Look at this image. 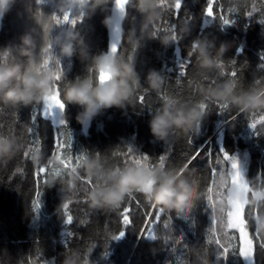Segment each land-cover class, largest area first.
Masks as SVG:
<instances>
[{
  "label": "trees",
  "instance_id": "1",
  "mask_svg": "<svg viewBox=\"0 0 264 264\" xmlns=\"http://www.w3.org/2000/svg\"><path fill=\"white\" fill-rule=\"evenodd\" d=\"M112 1L40 0L37 6L35 0H9L6 10L0 15V68L16 70L9 87L19 85V77L28 72L29 55L41 31L44 14L50 13L52 19V31L47 35L48 40L50 35L52 39L48 42L40 73L48 81L49 99L29 105L0 103V264H17V261L30 255L33 264H204L205 236L209 235L210 239L227 247L234 243L232 231L239 234L240 252L242 240L245 239L251 253L248 229L252 230V235L258 241H264V195L260 199V194H264V136H254L242 117L231 124L224 123L227 115H217L214 108L220 105L226 111L243 113L253 125H257V130L264 131V71L257 68L260 63L258 54L264 52V32L255 22L260 10H264V0H215L217 20L209 22L202 36L197 34L205 0H182L181 16L188 13L194 20H173L174 29L164 21L174 14L178 0H130L123 21L122 45L115 60L119 65L133 68L139 78V87L133 89L123 108L102 109L86 129L76 123L75 117L82 109L75 105H67L63 116L59 113L58 119L38 118L39 127L34 129L42 139L45 155H50L55 131L63 133L65 142L70 132L73 154L82 152L76 163L74 156L72 161L67 158L68 149H64L62 155L57 153L49 159L43 157L34 139L29 141L26 131L15 123L14 111L17 109L19 121L27 123L31 107L44 105L47 101L59 104L55 97L59 95L62 100L64 90L70 83L88 80L93 87L96 86V63L97 58L106 55L104 22L109 19ZM221 5L226 17L233 11L239 16L234 26L223 31L218 19ZM245 10L254 12L253 21H247L246 29L242 15ZM69 14L77 21L82 17V22L77 23L75 28L70 23L64 24L63 19ZM69 37L74 50L70 58L60 54V45L67 42ZM164 38L168 39L167 44L161 43ZM177 41H180L179 45H176ZM190 42L196 45L193 63L188 69V76L177 84V63L185 58ZM225 45L226 52L223 51ZM237 47L241 48L239 55H236ZM202 48L205 49L204 53L201 52ZM82 51L87 54L86 57H81ZM233 58L238 67L242 66L238 75L244 87L237 79L222 75L229 66V59ZM89 69L90 74L87 72ZM169 69L172 71L169 72ZM151 72L157 73L160 78L155 88L149 87L146 81ZM167 77L172 79L168 80ZM253 77H260L261 82L251 83ZM226 85L229 91L224 98L214 95L217 90L223 91ZM145 89L151 95L146 97V105L142 109L133 102L137 94ZM162 89L169 94L163 101L157 95ZM165 106L185 115L194 110L201 111L203 118L173 129L166 141L156 140L149 133V121ZM61 118L66 120L67 128L59 129L58 126L54 130L53 122ZM200 129L194 144L189 145L187 138ZM30 142L32 147L28 148ZM127 146L133 147L137 154H148L154 158L152 164L139 158H129L127 163L120 160V164H117L112 153L127 151ZM197 147L205 152L211 150L213 154L223 147L230 157L234 156L242 162L243 177L248 180L245 183L242 179L247 187L240 197L245 198L244 205L236 203L234 206L231 202L232 166L222 161L217 165L219 171L207 193V203L211 209L209 217L204 210V202L199 201L202 183L208 177L207 166L204 165L199 173L180 168L187 154ZM22 151L27 152V160ZM165 152H169L166 167L157 164L156 159ZM96 153L101 155L98 157ZM90 164L93 167L87 170ZM37 165L46 167L49 174L40 185L41 208L33 214L30 209L34 193L32 172ZM127 167H140L157 176L166 173L176 178L178 186L186 181L191 189L190 201L179 208L162 207L150 199L146 200L139 191H130L118 206H93L89 194L102 192L109 186L104 183L105 174ZM258 174L261 180H254ZM88 180L92 181L90 185L86 183ZM131 194L140 200L141 208L137 209L135 200H127ZM123 202L131 203L132 226L121 239L111 241V235L121 227L117 209ZM148 203L166 211L162 220L167 218L168 212L185 215L190 209L192 211L187 219H174L167 230L157 225L156 239L149 240L138 237L144 212L150 207ZM67 204H71L70 214L74 218L69 226L62 223ZM231 209H234V222L236 211L242 217L241 227L229 222ZM210 218L213 219L212 230L206 234L207 228L211 227ZM81 221L86 223L82 225ZM67 231L76 233V238L70 239L71 248H64L67 237L63 233ZM164 237L168 238V244L163 243ZM179 238L181 242L176 244ZM93 244L95 247L90 252L88 249ZM37 247L41 250V256L37 253ZM105 251L107 255H104ZM214 256L215 252L210 250L207 257L209 264H217ZM256 260L257 264H264V253L259 249ZM227 264H243V261L229 255Z\"/></svg>",
  "mask_w": 264,
  "mask_h": 264
},
{
  "label": "snow or ice",
  "instance_id": "2",
  "mask_svg": "<svg viewBox=\"0 0 264 264\" xmlns=\"http://www.w3.org/2000/svg\"><path fill=\"white\" fill-rule=\"evenodd\" d=\"M35 4L37 6H39L40 4V0H35ZM214 4H215V0H205V6L203 7V11H202V15H201V24H200V31L197 34V36H202L204 34V28L209 24L210 21L212 20H217V15L216 12L214 11ZM181 7H182V0H178V3L176 5V9L175 12L172 16H170L167 20L164 21V23L168 24L169 26L173 27L175 26V23H173L172 21H187V22H192L194 20V18L189 15L188 13H185L183 15V17L181 16ZM252 8H255V6L253 5ZM126 9H127V4L125 3L123 6V15L119 16V23L120 26L122 24L123 19L126 16ZM220 14H219V27L221 29V31H223L224 29L228 28V27H232L236 24L237 19L239 18V16L236 14L235 11L231 12L229 16H225L224 14V8L223 5H221L220 8ZM257 11V9L255 8V12ZM253 13L252 11H248L245 10L243 11L242 15H243V19L246 21V23L244 24V28L246 29L248 27V23L247 21L252 20L253 21ZM54 19H58L53 17ZM83 18L81 17V19L79 21L72 19L70 16H66L63 19V23L64 24H71L72 28H75L76 24L79 22H82ZM255 22L257 24H259L262 28V32H264V10H260V15L256 18ZM45 32H47V29H45ZM110 35V41H109V46L107 49V52H115L117 54L120 53V47L122 45V40H123V36L121 35L118 39H119V43H117V37L115 36L114 32H109ZM180 41H177L176 45H179ZM196 47L194 42H190V44L187 46V51H186V56L183 59L182 62H178L177 63V72H176V82L177 84L181 83L182 78H186L188 76V69L189 67L192 65L193 63V59H194V54H193V50ZM179 47H177V53H179ZM106 52V53H107ZM241 52V48L237 47L236 48V55H239V53ZM259 55V61L260 63L258 64L257 68L260 71H264V52H261L258 54ZM231 68L230 71H228V68ZM242 67V66H241ZM241 67H238L236 64V60L235 58L233 59H229V66L228 68L222 73V75L224 76H231L233 79H237L238 81H240L241 83V77L240 75H238V73L241 72ZM169 72H171L172 70L169 69ZM87 72L90 74L91 70H87ZM61 73L62 76L64 75L63 70L61 68ZM168 78V77H167ZM172 79V78H171ZM170 78H168V80H171ZM214 82V81H213ZM260 81V77H253L252 82L251 83H255V84H259ZM241 87H244V85L241 83ZM57 92H60V84L59 81L57 82ZM151 93L148 92L146 89L139 92L133 102V105H140V107L143 109L146 105V97L150 96ZM159 96V98L163 101L164 98L166 96H168L169 94L162 89L161 92L159 94H157ZM58 99H60V97H58ZM207 107V106H204ZM216 110V114L217 115H227L228 119L226 121H224V123L227 124H231V122L235 121L237 118L242 117L245 121H246V125L247 128L249 130L252 131V134L254 136H264V131L262 130H257V125H253L247 117H245L243 115V113H239L237 111H226L224 109L223 106L217 105L215 108ZM65 110V109H64ZM213 110V109H212ZM211 110V111H212ZM210 111V113H211ZM151 112V110H149V113ZM61 114V117L63 116V112H59ZM15 114V123H18L22 126V129L26 131L27 137L29 138V141H32L34 139V142L36 144V146H38V149L40 151V153L42 154L43 157L49 159L53 156H55L57 153L61 154L63 153L64 149H68V155L67 158L69 160H73V156L75 157V163L79 161V159L81 158V153L79 154H73L72 152V138H71V134L70 132L68 133V139L67 142L64 141L63 139V133L61 131H55L54 133V138H53V144L50 150V155L47 154L45 155V153L43 152L42 148V139L38 133V131H34V129H38L39 125L37 123L38 118L39 119H49L52 114H49V109H47L46 107H44L43 105H37L35 107H31V111H30V116L29 119L27 121V123H21L18 119V109L14 111ZM59 126L60 128H67V122L66 120H64L63 118L59 119L58 122L54 121L53 122V128L54 130ZM201 132V129L195 133L193 136L188 137L187 138V143L189 145H193L194 144V139L195 137L199 136ZM28 148L32 147L31 142L27 145ZM22 155L24 157L25 160H27L28 154L26 151H22ZM96 155L99 157L101 154L100 153H96ZM112 156L115 157L117 159V164H120L119 161L122 160L123 163H127L129 158L132 159H136L139 158L143 161H147L150 164L151 161L154 159L152 157H150L148 154H137V151L133 149V147L131 146H127V151H114L112 153ZM169 157V152H165L161 155H159L156 159H158V163L160 165H163L164 167H166L165 161L168 159ZM222 158V159H221ZM228 162V164H230L232 167H234L235 169V173L237 175L238 178L243 179L245 181V183L248 182V180H246L243 177V173L240 172L239 170V163L236 159V157L234 156H229L223 149V147H220L219 152L217 154H213L211 152V150L208 151H204L202 148H195L194 151H191L187 154V158L186 160L182 163V165L180 166V168H189V169H193L196 172H201V169L204 165L207 166V171H208V177L205 178V180L202 183V189H201V197L199 201H203L205 204V212L209 214V217L211 216V209L208 207V203H207V193L210 189L211 184L214 181V178L216 176V174L219 171V168L217 167V165H220L221 162ZM155 165V164H153ZM16 171H21V169H17ZM49 174V170L46 167H43L42 165H37L34 167V170L32 172V176L34 179V193L33 196L31 198L30 201V209L32 211L33 214L38 213L39 209L41 208V202H40V197L42 195V190H41V183L44 180V178L47 177V175ZM15 176V172L13 173V177ZM259 178L261 180L260 175L258 174L257 177L254 178L257 179ZM87 184H91L92 181L88 180L86 181ZM128 201L131 200H135V204L137 209L141 208V202L138 198H136L134 196V194H131L128 198ZM150 205L149 209H146L144 212V221L143 224L141 226V228L139 229L138 232V237L140 238H144V239H149V240H155L156 239V226L157 225H162V228L164 230L169 229L170 225H172L174 219H187L190 215V212L192 211V209H190L188 211L187 214L185 215H177V214H173L171 212H168L167 214V218L162 220V217H164L165 215V210L154 205L151 203H148ZM70 205L71 204H67L65 205V212H64V216L62 217V223L65 226H69L73 224V216L70 214ZM120 209H122V211H119ZM118 210V214L121 217L120 220V224L121 227L119 229L118 232H116L115 234L111 235V241H116L121 239L127 229L129 227L132 226V219L130 216V213L132 212V207H131V203L125 204L124 202L121 204L120 208L117 209ZM125 218H127V220L125 221ZM244 219L246 222V227H247V219H246V210H245V214H244ZM85 221H81V224H85ZM210 225L211 227H208L206 230V234H209L212 230V225H213V219L210 218ZM249 231V241L252 244V249H251V253L250 254H242L239 250V234L235 233L234 231L231 232V236L232 239L234 240V243L230 244L229 246H224L223 244H221L219 241H213L212 239L209 238V235L205 236L204 239V245L206 246L203 251L205 254L206 259L204 260V264H209V261L207 259L210 250L215 252V256L214 259L217 262V264H219V262H223V264H227L228 262V258L229 255H232L233 257H238L240 261H243V264H257V249L260 250L261 253H264V241H258L257 238H255L252 235V230L248 229ZM63 235H65L67 237L66 241L64 242V248H71V244H70V239H74L76 238V233L73 231H67L66 233H63ZM181 242V238L176 240V244H180ZM163 243L164 244H168V238L164 237L163 239ZM215 245V247H211L212 245ZM95 247V245H91L89 247V251L92 252L93 248ZM105 248H108V244L105 245ZM37 253L39 254V256H41V250L37 247ZM6 255V253L4 254ZM104 255H107V251H105ZM17 264H33V258L32 255L27 256L26 258L24 257L22 261H17Z\"/></svg>",
  "mask_w": 264,
  "mask_h": 264
},
{
  "label": "clouds",
  "instance_id": "3",
  "mask_svg": "<svg viewBox=\"0 0 264 264\" xmlns=\"http://www.w3.org/2000/svg\"><path fill=\"white\" fill-rule=\"evenodd\" d=\"M9 0H0V15L6 10ZM124 0H117L122 4ZM105 24L108 23L106 20ZM27 43V40H25ZM161 43L167 44L164 38ZM71 37L60 45V54L64 57L73 55ZM223 51H227V45ZM204 53L205 49H201ZM86 57L85 52L80 53ZM97 82L93 87L88 80H80L70 83L63 93V99H58L61 112L67 105H75L82 109L75 117L76 123L86 129L90 126L92 119L102 109L123 108L125 101L129 98L134 88L139 87V78L133 68L129 65H119L112 57L97 58L96 63ZM16 76L13 68H0V103L29 105L48 100L50 97L48 81L43 77H37L31 71L19 77V85L9 87V82ZM159 76L155 72L149 73L146 81L149 87L155 88ZM229 91L225 86L223 91L217 90L214 95L224 98ZM203 118L201 111H193L185 115L183 112H173L170 107L165 106L149 121V133L156 140L166 141L175 128L185 127L200 121ZM93 165H88L91 170ZM104 183L109 185L102 192L89 194L90 203L93 206H118L124 195L130 191H139L146 200H152L162 207H181L191 199V189L186 181L179 186L176 178L168 174L157 176L155 173L146 171L140 167H127L122 170H112L105 174Z\"/></svg>",
  "mask_w": 264,
  "mask_h": 264
},
{
  "label": "rangeland",
  "instance_id": "4",
  "mask_svg": "<svg viewBox=\"0 0 264 264\" xmlns=\"http://www.w3.org/2000/svg\"><path fill=\"white\" fill-rule=\"evenodd\" d=\"M75 6H76V4H75ZM75 11L78 12L76 9H75ZM69 15H70V17H72V14H69ZM43 18H44V20H43V23L41 26V31L39 32V35L37 32L38 38H36V43L34 44L35 46L31 50L30 55H29V63L30 64H29L28 72L31 71L32 74L37 76V77H40V73H42L41 72L42 61H43V58L46 56V53H47L46 49L49 46L48 42L50 43V39H52V35H50L49 40L47 37L50 30L52 31V19L50 18V13L44 14ZM45 29H47V32H45ZM34 33H36V32H34ZM52 103L55 104V102H53V101H47L44 103L43 106L46 107L48 104H52ZM59 112L56 115V119H58L57 116L59 115ZM237 161L239 163L240 172L244 174V166H243L242 162L240 160H237ZM230 187H231L232 192H233V194H232L233 200H231V202L234 203L233 205L235 206L236 203L240 204V205H244L245 204V198H240V197L244 192H246L247 187L244 186V181L237 177L234 167H232ZM262 195H264V194H262ZM229 217H230L229 222L233 223L234 222V209L230 210ZM240 218L242 220V217H240ZM235 222H236V220H235ZM241 232L243 233V231H241ZM241 250H242V254H250L249 244L247 243V241L245 239L242 240Z\"/></svg>",
  "mask_w": 264,
  "mask_h": 264
},
{
  "label": "water",
  "instance_id": "5",
  "mask_svg": "<svg viewBox=\"0 0 264 264\" xmlns=\"http://www.w3.org/2000/svg\"><path fill=\"white\" fill-rule=\"evenodd\" d=\"M129 1L130 0H124V2L122 4H118L117 0H113L112 1L108 23L106 24L107 49H108L109 41H110L109 32H114L115 33V36L117 37V43H119V39L118 38L122 35L123 21L125 19V18L123 19L122 24L120 26L119 16L123 15V6L126 3L127 7H128ZM126 14H127V9H126ZM106 52H107V50H106ZM116 55H117V53H115V52H107L105 57H112L113 59H115ZM46 108L49 109V114L50 115L52 114V116L50 117L52 119H55L57 113L60 111V107H59L58 103L57 104H53V103L52 104H48L46 106ZM235 220H236L235 225L237 227H241L243 223H242V220H241V218L239 216L238 211H236V213H235Z\"/></svg>",
  "mask_w": 264,
  "mask_h": 264
},
{
  "label": "flooded vegetation",
  "instance_id": "6",
  "mask_svg": "<svg viewBox=\"0 0 264 264\" xmlns=\"http://www.w3.org/2000/svg\"><path fill=\"white\" fill-rule=\"evenodd\" d=\"M262 196H263V195H261V194H260V199H262V198H263Z\"/></svg>",
  "mask_w": 264,
  "mask_h": 264
},
{
  "label": "bare ground",
  "instance_id": "7",
  "mask_svg": "<svg viewBox=\"0 0 264 264\" xmlns=\"http://www.w3.org/2000/svg\"><path fill=\"white\" fill-rule=\"evenodd\" d=\"M112 5V4H111ZM110 14V13H109Z\"/></svg>",
  "mask_w": 264,
  "mask_h": 264
}]
</instances>
